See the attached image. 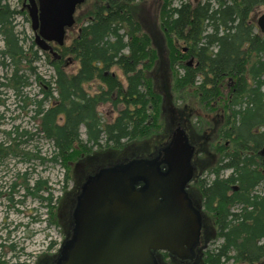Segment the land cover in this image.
<instances>
[{
	"label": "trees",
	"instance_id": "obj_1",
	"mask_svg": "<svg viewBox=\"0 0 264 264\" xmlns=\"http://www.w3.org/2000/svg\"><path fill=\"white\" fill-rule=\"evenodd\" d=\"M105 1L110 7L96 8L69 48L78 59L77 70L67 72L48 57L54 72L45 78L37 71L36 63L42 55L34 41L26 44L24 31L16 29V15L24 12L8 0H0V107L6 104L5 95L10 91L16 101H22L21 109L31 108L28 111L33 112L36 133L52 144L49 160L66 169L61 187L66 193L71 165L84 157L87 160L97 152L92 151L94 148L120 151L129 143L149 139L155 132L160 135L161 99L165 103L173 96L174 101L176 95L183 103L193 97L206 110L212 106L216 110L215 102L225 95L227 113L221 132L215 135L214 127L210 134L193 135L207 152L202 158L211 159L208 164L212 165L204 168L206 173L196 182L201 210L206 214L202 221L205 241L190 264H264V157L256 153L264 142V35L250 20L264 0H164L159 7V28L171 73L169 78L160 75L159 88L168 91L163 95L149 76L158 52L138 20L142 0ZM178 41L186 44L185 53ZM189 56L195 58V64L182 61ZM113 66L121 69L124 83L109 71ZM225 80L229 85L223 94ZM96 81L99 86L89 92L86 86ZM32 83L39 97L27 94L25 89ZM105 103L118 111L111 122H103L98 111ZM183 111L184 107L178 109L181 117ZM2 118L0 111V126ZM0 133L6 138L0 139V159L21 156L24 161L43 162V157L20 148L25 142L22 137H32L33 133L18 124L7 130L0 128ZM214 149L217 160L210 156ZM139 151L131 150L116 161L123 163L131 156L150 154L145 148L136 157L134 153ZM103 167L99 164L89 174ZM22 177L24 196L44 203L48 223L59 225L61 211L48 180L33 179L27 172ZM16 184L12 183V192ZM259 186L263 187L261 191ZM8 198L12 201L11 196ZM69 218L70 228L62 230L63 238L73 227ZM0 264L6 261L0 259Z\"/></svg>",
	"mask_w": 264,
	"mask_h": 264
},
{
	"label": "rangeland",
	"instance_id": "obj_2",
	"mask_svg": "<svg viewBox=\"0 0 264 264\" xmlns=\"http://www.w3.org/2000/svg\"><path fill=\"white\" fill-rule=\"evenodd\" d=\"M8 1L9 4L16 9H19L21 6V0ZM163 1L164 0H142L138 4V20L142 25V28L145 29L150 35L152 40L151 47L155 48L158 52L156 60L153 62L152 68L149 70V76L155 83V89L161 95L165 93L168 94V91H164L163 88H159L160 75H167L169 78L171 73L166 42L159 28L158 13L159 7ZM183 1H190L193 3L197 0ZM89 3V0H85V3L82 4L80 9H89ZM173 3H179V0H174ZM263 13L264 5H259L253 10L250 15V20L254 23V25ZM16 29L18 31H24L27 37L26 44L33 39L32 31L30 30L25 14L20 13L16 15ZM177 45L179 49H181L182 53L186 52L183 49L186 48V44L184 42L178 41ZM48 57L51 59V56L46 57L44 55L42 56L41 60L36 63L37 71L45 78H50L54 72L52 66L48 62ZM182 61H191L193 64H195V58L193 57L191 59L190 56L182 59ZM77 65V62L72 61L66 66H61L67 72H75ZM164 66L166 67L165 70L163 69ZM167 69L168 71H166ZM175 69H178L177 65ZM109 71L116 74L123 83L125 82V77L121 69H119L117 66L111 67ZM228 85L229 81L225 80L224 87L221 89L223 94L226 93ZM97 86H99V81L93 82L90 85L88 84L86 89L89 92H93L97 89ZM25 90L29 96H40L38 88L33 83ZM5 97L6 104L0 107V111H3V124L0 126V128L7 130L12 125L18 124L21 125V127L27 129L29 132L33 133L32 137H22V139H25V142L20 146V148L24 151L35 153L38 156L43 157V162L39 159H32L29 162L24 161L22 160L21 156H7L3 159H0V259L6 261V264H12L16 262L37 264V262L41 260L42 262L40 264L45 261L55 264V260L58 256L63 239H65V236H67L64 235L63 238L62 230L66 228V231L68 228H70L69 216L73 221V227L70 230H73L75 224L73 217L74 210L71 213V208H67L66 205H71L69 203L71 200H76L77 202L78 196L82 189V186L79 188V185H83V183L86 181L84 180L85 177L95 170L97 165L102 164L104 167H112L116 164H121L120 162L116 161L118 158H123L124 154L130 153L131 150H136L137 152L139 149L143 148V146L144 148L141 149L143 152L140 150L138 153H134L137 154L136 157L141 153H144L145 148H147L148 152L150 151V154H153L157 149L163 147L170 140L172 132L177 127L181 128L185 132L186 136L188 135L187 131L191 130L192 139L194 142H197L194 140L193 135L203 132L210 134L208 132H211L214 127L215 128L213 129V132L216 133L215 130L217 131V129H219L221 126L220 124L217 126L218 123H221L225 120V115L227 113L226 107L223 104L225 102V95L218 98L215 102L217 107L216 110L213 106L206 110L202 104L199 103V100H196L193 97L186 98L183 103L180 99L177 100L176 95L174 101L173 96L170 99L171 101L167 100L165 103L162 102L161 99V116L158 115L160 116L161 123V126L159 127V133H161L160 135L156 134L155 132L149 136V139L137 141L133 145L129 143L131 146L128 145L126 148H124L125 150L120 149V151H114L109 148L103 150H97V148H94L92 151L97 152H92L87 160L85 159L86 157H84V159H82L83 161L77 162L71 165V167L69 166L70 179L68 180V185L66 188L67 192L64 193L61 187L64 181L66 169L58 162L49 160L52 151V144L36 133L37 125L31 116L33 112L28 111V109L31 108L26 107L25 109H21L20 105L23 104L22 101H16L12 92L10 91L6 92ZM174 102L176 103L175 105ZM183 107L184 111L181 117V113L178 112V109ZM98 111L103 122H111L118 116L117 109H115L109 103L99 106ZM80 133L82 138L85 140L86 136L83 126L80 127ZM0 139H6L2 133H0ZM196 149L199 150L198 145H196ZM200 153L201 151L199 150V154ZM146 154L142 157H147L150 155ZM131 157L135 158L134 156ZM200 157H204V154H201ZM214 159L217 160L215 157ZM207 160L211 159L208 158ZM209 164L207 162H200L198 165L200 172L204 171V168H206ZM98 171H94L93 173ZM24 172H27L28 176L30 175L33 179L42 177L43 179L48 180V184L52 187L53 200H57L55 201L56 205L61 211L60 216L58 215L57 218L59 225L48 223L49 214L44 203H41L37 199L30 196H24V190L20 186V183L23 180L22 174ZM226 173L227 172H225V174ZM17 174H19V177ZM73 181L74 183H72ZM13 182L17 183L14 188V192L11 190V185ZM71 184L74 186L71 187ZM186 188L190 198L196 204V201H199L197 192L198 186L193 182V179L189 181ZM258 188L261 191L263 187L259 186ZM9 196L12 197V201L9 200ZM196 206L200 208L198 204H196ZM200 211L203 221V215L206 214L202 212L201 208ZM202 227L200 230L199 248L205 241V234ZM10 245H13L12 249L10 248ZM199 250H195V253L198 254ZM158 255L162 258L160 264H180L175 260L171 262L168 253L158 252Z\"/></svg>",
	"mask_w": 264,
	"mask_h": 264
},
{
	"label": "water",
	"instance_id": "obj_3",
	"mask_svg": "<svg viewBox=\"0 0 264 264\" xmlns=\"http://www.w3.org/2000/svg\"><path fill=\"white\" fill-rule=\"evenodd\" d=\"M39 1V6L34 0L28 4L33 29L46 12ZM80 1L50 0L60 19L56 36L71 22ZM257 25L264 32V13ZM46 33L51 32H42L44 39L49 38ZM193 152L177 127L153 154L88 176L73 212L74 228L63 240L55 264H160L158 252L193 259L202 226L200 208L186 188L194 172ZM258 154L264 156V145Z\"/></svg>",
	"mask_w": 264,
	"mask_h": 264
},
{
	"label": "flooded vegetation",
	"instance_id": "obj_4",
	"mask_svg": "<svg viewBox=\"0 0 264 264\" xmlns=\"http://www.w3.org/2000/svg\"><path fill=\"white\" fill-rule=\"evenodd\" d=\"M89 1H90L89 9H87V10L80 9L82 4L85 3V0H81L80 2H77L75 4L74 9H73V13H72L71 22L69 24H66L63 27L62 34H60V35L57 34V36L60 37V41H59L57 36H56L57 28L55 27V25L58 23V21L60 19L57 16V14L55 13V10L53 8V4H51L50 0H43L46 12L43 15V22L42 23L38 22V26L35 29L32 28V21H31V18L29 16V11H28L29 0H21V6L19 9L22 12H24V14L26 16L27 22L29 23L30 30L32 31V35H33L32 40L34 41L35 48L38 49V51L41 53L42 56H44V55L46 57L51 56V59L53 61H57V62H59V64H61L63 66L70 64L72 61H75L78 64V59L76 58V56L74 54L69 53V48L79 38L80 33L82 31V28L85 25H87L88 21L91 19V15H90L91 13L95 12V9L100 7V6H104L105 8L110 7L105 0H89ZM34 2L37 6L40 5L39 0H34ZM38 13H39V11H38ZM255 30L258 31L259 33H261L262 35H264V32H262V29L257 26V22L255 24ZM47 31H50L51 33L49 35H48V33H46L49 36V38L44 39V37L42 36L41 33L42 32L45 33ZM37 36H39L40 39H38ZM36 40L39 41L44 46V48L39 47L38 44L36 43ZM192 58H193V56H191V59ZM77 68H78V65H77ZM223 123H224V121L221 123H218L217 126H219V124L221 126L219 127V129H217V131L215 130V132H216L215 135H217V133L221 132ZM263 129H264V127H263ZM257 130L258 129H255L254 133L257 132ZM187 133H188L187 136L189 138L188 141L194 145V152L192 155V164L194 166V172H193L192 179H193V182L196 183V182H198L199 178L202 177L206 173L203 171L200 172L199 167H198L199 163L200 162H207L208 163L209 160L206 159L207 157H205L204 159L200 157L201 154L207 153L206 150L204 149V147L201 144L199 145V144H197V142L193 141L191 130H188ZM195 141H197V140H195ZM228 141L229 140H226L224 142L225 147H227L229 145ZM196 145L199 146V150L201 151L200 154H199V150L196 149ZM263 145H264V142H263V144H261L259 149H257V151H256L257 155H259L258 151L261 149V147ZM210 156L212 158L213 157L219 158L218 157L219 155L216 152V149H214V153L211 154ZM260 157H264V156H260ZM203 160H205V161H203ZM93 174H95V173H93ZM93 174H88L84 180H86V178L88 176L93 175ZM72 183H74V181ZM72 186H74V185L71 184V187ZM80 186H82V184L79 185V188H80ZM197 192H198V190H197ZM69 203L71 205L67 204L66 206H67V208H71V213H72L74 210V207L76 205V200H71ZM196 204H198V206H200V200L196 201ZM200 208H201V206H200ZM202 210H203V208H202ZM198 249H199V246L196 247L195 250L197 251ZM169 257H170V260L173 259L180 264L181 263L182 264H190L191 262H193L195 260L194 258L193 259H180L178 257H171V256H169Z\"/></svg>",
	"mask_w": 264,
	"mask_h": 264
},
{
	"label": "bare ground",
	"instance_id": "obj_5",
	"mask_svg": "<svg viewBox=\"0 0 264 264\" xmlns=\"http://www.w3.org/2000/svg\"><path fill=\"white\" fill-rule=\"evenodd\" d=\"M263 32V31H262Z\"/></svg>",
	"mask_w": 264,
	"mask_h": 264
}]
</instances>
